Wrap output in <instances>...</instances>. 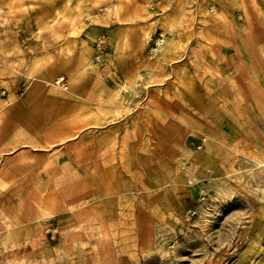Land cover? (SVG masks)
<instances>
[{
  "label": "rangeland",
  "instance_id": "obj_1",
  "mask_svg": "<svg viewBox=\"0 0 264 264\" xmlns=\"http://www.w3.org/2000/svg\"><path fill=\"white\" fill-rule=\"evenodd\" d=\"M263 216L264 0H0V264H264Z\"/></svg>",
  "mask_w": 264,
  "mask_h": 264
},
{
  "label": "built area",
  "instance_id": "obj_2",
  "mask_svg": "<svg viewBox=\"0 0 264 264\" xmlns=\"http://www.w3.org/2000/svg\"><path fill=\"white\" fill-rule=\"evenodd\" d=\"M99 47H100V44H97V48H99ZM56 84H58L63 89L67 88L65 82L63 81V78L56 80Z\"/></svg>",
  "mask_w": 264,
  "mask_h": 264
},
{
  "label": "bare ground",
  "instance_id": "obj_3",
  "mask_svg": "<svg viewBox=\"0 0 264 264\" xmlns=\"http://www.w3.org/2000/svg\"><path fill=\"white\" fill-rule=\"evenodd\" d=\"M40 60H41V59H35V60H33V62H32V66H31V67H34L35 65H37V63H39ZM258 162H259V163H262V160H258ZM263 217H264V216H263ZM244 261H245V260H244Z\"/></svg>",
  "mask_w": 264,
  "mask_h": 264
},
{
  "label": "crops",
  "instance_id": "obj_4",
  "mask_svg": "<svg viewBox=\"0 0 264 264\" xmlns=\"http://www.w3.org/2000/svg\"><path fill=\"white\" fill-rule=\"evenodd\" d=\"M40 59H41L40 62L36 66H34V67H37L38 65H40L42 63V58H40ZM34 67H31V68H34Z\"/></svg>",
  "mask_w": 264,
  "mask_h": 264
}]
</instances>
